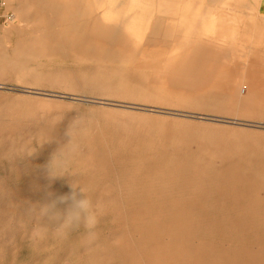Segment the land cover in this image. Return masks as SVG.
<instances>
[{
  "label": "rangeland",
  "instance_id": "1",
  "mask_svg": "<svg viewBox=\"0 0 264 264\" xmlns=\"http://www.w3.org/2000/svg\"><path fill=\"white\" fill-rule=\"evenodd\" d=\"M8 1L0 264H264V81L236 95L246 52L200 36L198 24H180L178 42L143 37L140 22H95L85 1L59 16ZM244 1L246 14L226 23L264 48V5ZM18 3L27 9L15 17ZM45 167L62 176L49 180ZM71 184L103 202L95 240L83 227L31 239L35 206Z\"/></svg>",
  "mask_w": 264,
  "mask_h": 264
},
{
  "label": "crops",
  "instance_id": "2",
  "mask_svg": "<svg viewBox=\"0 0 264 264\" xmlns=\"http://www.w3.org/2000/svg\"><path fill=\"white\" fill-rule=\"evenodd\" d=\"M31 6H50V13L54 15H68V8L85 1L91 8L95 22L114 24L120 20L140 22L144 27L143 37H153L154 33L161 32L162 38L170 37L180 41L182 26L180 24H198L202 37L220 40L221 46H236L238 52H246L244 76L246 81L252 77L264 81V48L252 43L263 42L262 36H238L234 33L235 26L227 24L226 20L239 21L246 14L249 6L244 0H21ZM264 5V0H261ZM217 17L214 21L213 17ZM37 21V20H35ZM58 21V20H53ZM190 29V28H189ZM170 33L166 36L165 33ZM184 35L186 38H195L191 30ZM251 37V38H250ZM245 38H250L246 40ZM249 41V42H248ZM248 75V76H247Z\"/></svg>",
  "mask_w": 264,
  "mask_h": 264
},
{
  "label": "clouds",
  "instance_id": "3",
  "mask_svg": "<svg viewBox=\"0 0 264 264\" xmlns=\"http://www.w3.org/2000/svg\"><path fill=\"white\" fill-rule=\"evenodd\" d=\"M66 135L70 137L71 132L66 130ZM75 147L74 144L69 143L64 148L65 155L73 152ZM52 158L51 155L50 160ZM45 170L49 180L62 176V172L58 169L45 167ZM70 189L67 194L48 193L47 199L35 206L33 211L36 223L31 232V239L40 241L46 239L49 233L57 239H63L73 230L83 227L85 242L91 243L95 240V229L103 214V202L94 201L88 190L79 184H71ZM60 204L65 205L63 209L59 207Z\"/></svg>",
  "mask_w": 264,
  "mask_h": 264
},
{
  "label": "bare ground",
  "instance_id": "4",
  "mask_svg": "<svg viewBox=\"0 0 264 264\" xmlns=\"http://www.w3.org/2000/svg\"><path fill=\"white\" fill-rule=\"evenodd\" d=\"M12 0H9L8 2H6L7 4L8 3H10ZM24 3L26 2V1H23ZM19 6H25V7H22V8H20ZM41 7H46L47 9H53L52 7H50V6H41ZM26 9H27V7H26V5H19V3L14 7V9H13V12H14V15H15V17H18V15H20V13L21 12H24V11H26ZM109 26V25H108ZM109 30L110 31H115V26H109ZM92 29V28H91ZM91 29H90V31H91ZM94 30L95 29H93V32H94ZM98 30V29H97ZM105 30V29H104ZM96 33H97V31H95ZM114 33V32H113ZM112 35V34H111ZM96 36H98V38H99V35L97 34ZM101 38V37H100ZM120 38V37H119ZM118 39V38H117ZM117 39H115V40H117ZM117 41H119V39L117 40ZM115 42V41H114ZM116 43H118V42H116ZM120 43V42H119ZM120 45H123V44H120ZM124 46V45H123ZM146 59V58H145ZM228 65V64H227ZM230 66V65H229ZM204 68V67H203ZM218 70V69H217ZM246 71V70H245ZM223 72V71H222ZM225 72V71H224ZM247 72V71H246ZM244 74V73H243ZM248 76V75H247ZM245 84H246V91L244 90V89H242V87L240 86L241 85V83L239 82V81H235V93H236V95H238V96H244V98L246 97V96H248V95H250V94H252V93H254V91H256L255 90V86H257V85H259V86H261V83H260V81H258V80H255L254 79V77H252L249 81H246L245 82ZM231 86H229L228 88H230ZM232 88V87H231ZM244 88V87H243ZM233 89V88H232ZM230 90V89H229ZM243 90V91H242ZM231 91V90H230ZM225 92V91H224ZM242 93H245L244 95L242 94ZM230 94V93H229ZM230 97V96H229Z\"/></svg>",
  "mask_w": 264,
  "mask_h": 264
}]
</instances>
